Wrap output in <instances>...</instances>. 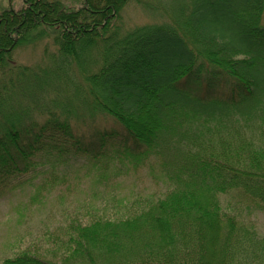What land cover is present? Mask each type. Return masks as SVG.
Returning <instances> with one entry per match:
<instances>
[{"label": "trees", "instance_id": "1", "mask_svg": "<svg viewBox=\"0 0 264 264\" xmlns=\"http://www.w3.org/2000/svg\"><path fill=\"white\" fill-rule=\"evenodd\" d=\"M128 1L0 12V199L38 169L106 186L155 164L164 190L69 220L51 256L2 264H264V237L221 204L234 193L264 207V0H190L169 23L123 32L112 25ZM44 38L57 47L45 63L13 62ZM102 115L120 128L73 127Z\"/></svg>", "mask_w": 264, "mask_h": 264}, {"label": "rangeland", "instance_id": "2", "mask_svg": "<svg viewBox=\"0 0 264 264\" xmlns=\"http://www.w3.org/2000/svg\"><path fill=\"white\" fill-rule=\"evenodd\" d=\"M48 1H57L72 9L81 7V0ZM189 1L129 0L112 26L117 25L124 32L141 26L169 23L170 15L177 14ZM22 7V0H0V12L4 9L18 12ZM56 53L53 41L44 38L36 45L16 48L11 55L15 64L34 66L45 63L46 54ZM72 124L79 132H89L97 127L120 128L107 115H102L95 123L86 122L79 126L73 119ZM110 174L116 178L106 186L98 185L93 177L86 174V169H80L68 179L60 175L51 176L42 169L24 176L23 184L14 190L12 196L0 199V264L3 259L25 249L51 256L57 238L69 220L83 222L95 215L114 218L118 213L117 207L121 210L119 212H126L117 203L119 200L126 199L133 208L143 202V197L149 194L159 196L164 190L159 167L155 164L135 171L114 170ZM221 204L226 211L235 214L260 237H264V207H256L234 193L222 195Z\"/></svg>", "mask_w": 264, "mask_h": 264}]
</instances>
